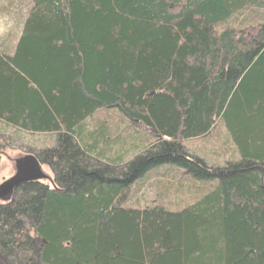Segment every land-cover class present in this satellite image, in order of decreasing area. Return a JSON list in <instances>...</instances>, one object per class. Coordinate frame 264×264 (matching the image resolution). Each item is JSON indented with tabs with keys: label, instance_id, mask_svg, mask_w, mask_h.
Wrapping results in <instances>:
<instances>
[{
	"label": "trees",
	"instance_id": "trees-1",
	"mask_svg": "<svg viewBox=\"0 0 264 264\" xmlns=\"http://www.w3.org/2000/svg\"><path fill=\"white\" fill-rule=\"evenodd\" d=\"M28 3L0 123L55 144L18 163L0 264H264V0ZM101 111L118 117L87 131ZM214 132L211 165L184 143ZM176 171L181 205L123 201Z\"/></svg>",
	"mask_w": 264,
	"mask_h": 264
},
{
	"label": "rangeland",
	"instance_id": "rangeland-1",
	"mask_svg": "<svg viewBox=\"0 0 264 264\" xmlns=\"http://www.w3.org/2000/svg\"><path fill=\"white\" fill-rule=\"evenodd\" d=\"M28 8V0H0L1 49H3L4 46L14 45L12 38L14 35L18 36L17 34L20 33L21 25L24 21ZM117 117V113H114L113 111L98 112L90 118L91 121L89 122L87 131L91 132V130H93L94 123L99 120H107V122L110 121V123H114ZM146 135H143V141H146L148 138ZM5 138L9 139L10 146L4 153L0 151V186L16 175V168L18 166L19 159H24L27 155L31 156L30 154L34 150L40 152L42 150L51 149L55 144L50 135L32 134L30 132H22L14 128L6 129L2 123H0V145L2 144V140ZM184 145L189 152L204 157L207 163L211 165H214L213 162L216 161L215 159H220L222 161L223 154L220 153V150H223V148L228 146L224 144L220 138H218L217 132L216 136L214 132L208 139L191 140L185 142ZM218 163L222 164V162ZM43 168H45L44 172L52 177V173L47 169L48 167L45 166ZM167 168L169 167H161L158 168L157 171L159 174H162L161 171L164 169L166 170ZM167 174H169L167 177L152 174L151 177L142 180L125 194L123 201L126 202V204H129L137 199L139 205L145 206L155 198V194H161L167 191L169 196H167V199H169V202H181V205L183 201L186 200L181 195L183 191L176 189L174 184L171 183L177 180L182 173L176 171L168 172ZM169 177L174 178L173 180H170ZM182 183L187 185L189 184L181 181V184ZM6 203L7 201L0 199V205Z\"/></svg>",
	"mask_w": 264,
	"mask_h": 264
},
{
	"label": "water",
	"instance_id": "water-1",
	"mask_svg": "<svg viewBox=\"0 0 264 264\" xmlns=\"http://www.w3.org/2000/svg\"><path fill=\"white\" fill-rule=\"evenodd\" d=\"M32 167V166H31ZM32 172L35 171L34 166L30 168ZM29 178L28 172H19L13 179L5 182L0 186V199L3 201H8L12 197L14 190L27 181Z\"/></svg>",
	"mask_w": 264,
	"mask_h": 264
},
{
	"label": "bare ground",
	"instance_id": "bare-ground-1",
	"mask_svg": "<svg viewBox=\"0 0 264 264\" xmlns=\"http://www.w3.org/2000/svg\"><path fill=\"white\" fill-rule=\"evenodd\" d=\"M30 155H31V154H30ZM29 157L31 158V157H32V155H31V156L27 155V157H26V158H24V159H23V158H22V159H19L18 161H20V162H21L22 160L28 159ZM18 163H19V162H18ZM21 163H22V162H21ZM19 164H20V163H19ZM17 168H18V166H17ZM22 168H23V167H22Z\"/></svg>",
	"mask_w": 264,
	"mask_h": 264
}]
</instances>
